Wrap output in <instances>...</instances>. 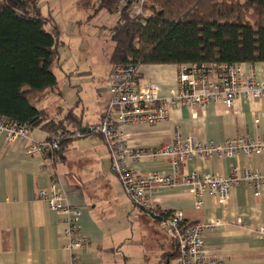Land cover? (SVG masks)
Masks as SVG:
<instances>
[{"label":"crops","instance_id":"1","mask_svg":"<svg viewBox=\"0 0 264 264\" xmlns=\"http://www.w3.org/2000/svg\"><path fill=\"white\" fill-rule=\"evenodd\" d=\"M59 1L40 0L42 12L45 3L48 11L55 6L59 10ZM44 15L61 31L60 62L54 68L58 84L32 93L29 99L57 121L73 111L83 129L96 125L110 98L114 48L107 55L100 50L87 54L89 44L84 38L65 34L62 14L55 10ZM82 21L76 19L73 25L80 26ZM97 30L89 29L85 38L96 40L100 36ZM178 67L141 65L140 83H156L160 94L169 96L178 86ZM246 69L247 75L264 78V62ZM124 130L127 145L133 149L171 143L178 130L216 144L239 136L264 140V97L238 96L231 109L215 102L204 107L172 106L166 119L134 123ZM50 135L41 127L31 131V139L9 140L0 135V264H178V247L167 229L139 211L126 196L111 170L110 153L102 137L72 136L53 157L28 153L32 142ZM134 168L143 175L172 171L167 157L145 159ZM237 168L264 173V153L194 157L181 165L180 172L228 177ZM53 186L65 197L64 205L81 210L86 244L80 249L65 247V215L40 197L41 191H52ZM153 196L159 208L181 210L189 222L215 224L205 231L206 252L212 258L222 264H264V186L257 194L249 183L238 185L225 205L206 190L198 207L196 197L183 184L156 185Z\"/></svg>","mask_w":264,"mask_h":264},{"label":"built area","instance_id":"2","mask_svg":"<svg viewBox=\"0 0 264 264\" xmlns=\"http://www.w3.org/2000/svg\"><path fill=\"white\" fill-rule=\"evenodd\" d=\"M146 0H119V8L129 11L132 18L147 17L144 11ZM145 23V21H143ZM252 65L235 62H202L178 67V86L169 96H162L156 83H140L139 67L127 63L111 75L110 98L104 107V115L96 125L75 132L77 138L97 134L104 140L111 158V170L121 182L126 196L147 217L158 221L170 233L178 246V264H222L206 252L205 231L212 224L189 222L181 210H164L158 207L153 196L156 185L174 187L185 185L196 197L197 206H202L200 196L204 191L219 198L221 205L228 202L231 191L238 185L249 183L258 194L264 186V173L240 170L228 177L210 173L193 172L181 175V165L194 157L237 156L264 153V140L239 136L227 139L222 144L204 142L185 136L178 130L171 143L155 148H130L127 145L125 127L134 123H157L167 118L172 106L188 105L204 107L210 102L222 103L227 109L234 106L238 96L264 97V78L247 75L246 67ZM0 135L7 139H31V130L16 121L0 118ZM69 138V137H68ZM61 138L51 134L44 141L31 143L28 153H47L60 148ZM169 158L171 172L155 171L143 175L134 168L135 163L145 159ZM55 184V183H54ZM41 191L50 208L65 215L64 235L68 249H80L86 244L81 233V210L64 205V196L55 191ZM264 235V230L261 231Z\"/></svg>","mask_w":264,"mask_h":264},{"label":"trees","instance_id":"3","mask_svg":"<svg viewBox=\"0 0 264 264\" xmlns=\"http://www.w3.org/2000/svg\"><path fill=\"white\" fill-rule=\"evenodd\" d=\"M118 2L98 4L116 16L110 28L113 72L127 63L264 62V0H146L148 16L137 18ZM62 44L40 0H0V118L31 131L41 127L60 137V146L83 130L81 119L70 111L57 121L29 96L58 84L54 68Z\"/></svg>","mask_w":264,"mask_h":264},{"label":"rangeland","instance_id":"4","mask_svg":"<svg viewBox=\"0 0 264 264\" xmlns=\"http://www.w3.org/2000/svg\"><path fill=\"white\" fill-rule=\"evenodd\" d=\"M98 4L99 0H60L59 10L63 12L56 9V6L53 8L49 7L50 11H48L46 3L43 12L47 14L57 10L62 14L64 19L62 24L66 26L65 34L71 35V37L79 35L80 38H84L89 44V47L85 50L87 54L93 52L97 54V51L100 50V54L107 55L115 47L110 28L115 23L116 16L99 8ZM86 9L89 10V13L84 12ZM55 15H57V13H55ZM80 16L83 20L80 26L77 24L73 25L76 19H81ZM98 25L100 26L98 27ZM89 29H98L100 36L96 40H94V37H92V39L90 38V40L85 38ZM77 39L79 38H76V40Z\"/></svg>","mask_w":264,"mask_h":264}]
</instances>
